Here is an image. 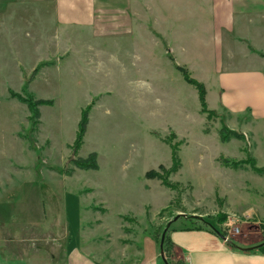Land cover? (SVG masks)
Wrapping results in <instances>:
<instances>
[{
    "label": "rangeland",
    "instance_id": "rangeland-1",
    "mask_svg": "<svg viewBox=\"0 0 264 264\" xmlns=\"http://www.w3.org/2000/svg\"><path fill=\"white\" fill-rule=\"evenodd\" d=\"M37 1L31 8L41 5ZM96 1L102 31L58 30L51 4L47 13L42 9L37 15L31 8L20 15L0 14V208L6 220L17 222V226L5 224L4 248L15 255L38 250L61 260L67 244H77L84 222L87 232L82 234L108 256L133 235L149 232L159 244L167 222L176 215L167 236L175 227L213 225L228 242L242 248L264 242V217L253 215L247 222H237L239 232L233 234L224 225L232 218L219 220L210 214L212 185L221 180L219 169H214V154L251 163L253 143L250 136L220 141L226 115L200 111L197 90L169 58L168 53L176 64L187 62L185 67L193 69L194 74L188 69L191 77L200 76L199 63H189L194 60L192 47L184 45V36L188 34V39L191 31L171 29L164 36L158 28L157 0L149 3L147 19L142 0ZM128 5L134 7L129 16L134 27L123 31L121 23L128 20L123 10ZM23 6H29V0H23ZM9 90L34 101H51L38 104L33 130L27 104L10 96ZM90 103L83 143L74 153L80 112ZM172 144L178 148L181 164L166 173L159 165L167 169L172 164ZM91 152L97 154V169H81L73 163ZM255 152L263 162L264 138ZM221 158L217 160L223 164ZM151 169L165 175L172 186L143 176ZM232 174L228 178L239 188L241 183ZM250 184L252 193L246 198L252 208H258L261 197L254 187L260 192L263 186ZM198 211L207 213L204 221L196 217ZM258 211L262 213V208ZM98 215L103 216L99 217L103 225ZM168 246L170 261L181 259L186 264L180 249L172 243ZM89 251L88 256L96 259V250ZM159 264H164L160 255Z\"/></svg>",
    "mask_w": 264,
    "mask_h": 264
},
{
    "label": "crops",
    "instance_id": "crops-1",
    "mask_svg": "<svg viewBox=\"0 0 264 264\" xmlns=\"http://www.w3.org/2000/svg\"><path fill=\"white\" fill-rule=\"evenodd\" d=\"M35 1L29 0V6H23V0L18 5L12 0H0V14L20 15L28 11ZM126 1L131 3L130 1L135 0ZM157 1L160 14L158 28L163 31L164 36L167 37V32L171 29L191 31V40L189 37L187 39L186 34L184 45L191 46L193 50L194 60L189 63L192 66L195 62L200 65V76L194 77L205 86L208 107L226 115L225 120L230 129L242 132L246 138L250 136L253 143L250 152L252 158L255 159L257 167L264 168V152L261 163L255 152L258 142H263L264 138V0ZM2 3L5 4L2 6ZM36 3L41 5L30 9L36 15L39 14L38 11L42 12V9L47 13L46 9L52 5V13L55 16L53 22L58 30H103L104 26L100 20L102 17L96 12V0H40ZM142 3L143 18L147 19L146 15L151 14V0H142ZM131 6L128 5L123 10L128 17L126 23H121L124 24L123 31H132L134 27V23L129 20V16L134 13V7ZM0 25L1 28L2 23ZM3 25L5 26V23ZM110 28L114 29L116 26ZM184 65L187 66V62ZM189 68L190 66L187 69ZM192 70L190 72L194 74ZM208 93L212 94V99ZM219 156L231 158L221 153L213 156L214 169H219L217 173L221 175V180L212 185L215 194L214 208L210 214H215V217L224 214L241 222H247L253 215L264 217V175L252 171L247 165L242 168L226 166L218 162ZM231 174L240 181L239 188H236L237 185L230 179ZM252 181L258 186H263L260 192L254 187L257 195L261 197L258 208H252L250 199L246 198L252 193ZM2 200L0 197V207L3 205ZM104 208L106 214L107 208ZM261 208L262 213H259L258 209ZM3 211L0 208V264H159V244L149 232L146 235L142 233L140 236H131V240L116 246V253L110 252L105 256L98 244L93 248L89 242L91 238H86L85 233L82 234L85 231L84 222L78 233L77 244L69 242L65 257L61 260H56L50 254L41 255L38 250H23L15 255L12 250L4 248L7 239L2 233L3 228L7 227L6 223L16 225L17 222L13 218L6 220V212ZM206 214L198 211L196 217L204 221ZM99 215L97 220L103 217ZM99 224L103 225L102 218L99 219ZM121 226L125 225L121 223ZM66 236L68 238L67 232ZM168 239L176 249H180L186 264H264V253L239 249V244L234 245L231 240L228 242L212 226L175 227L168 232ZM88 249L96 250V259L90 257Z\"/></svg>",
    "mask_w": 264,
    "mask_h": 264
},
{
    "label": "trees",
    "instance_id": "trees-1",
    "mask_svg": "<svg viewBox=\"0 0 264 264\" xmlns=\"http://www.w3.org/2000/svg\"><path fill=\"white\" fill-rule=\"evenodd\" d=\"M169 58L172 60V63L174 64V67L176 68V70H178L182 77L184 78L185 82L189 83L190 85H192L198 93V99L200 101V111L207 113V115L211 116V115H216L217 112L213 109H211L210 107H208L207 105V101H206V89L204 84L195 79L194 77H191V74L189 72L188 69H186L187 67L183 66V65H179L175 63V60L173 59L172 56H170V54L168 53ZM10 96L13 97H17L19 100H21V102H25L28 106V110H29V120H30V130H33V128L36 125V119L39 116V111H38V104H51L50 100H35L30 97V96H21L20 94L14 92L13 90H9ZM91 108V103L88 104L84 109H82L81 113V117L80 120L78 122L77 126V131H76V137L72 143V149L73 152L75 153L76 151H78L83 143V136L86 130V125L88 122V114H89V110ZM219 138L220 141H229L231 138H235V139H243L244 138V134H242L241 132H237L235 130L230 129L225 123L222 124L221 129L219 130ZM171 148V165L169 168H165L163 165H159L160 170H162L163 172H175L177 169L180 168V159L177 155V151L178 148L177 146L175 147L173 144L170 145ZM96 152H91L86 158L82 159V158H74L72 161L74 164H76L79 168L81 169H97L98 168V164L96 162ZM251 158V163L247 161V159H242V160H235V161H231L230 159L224 157L221 158L222 162L224 165L232 167V168H239V167H245L246 165H249L248 167H250V169L260 175H264V168L262 167H257L256 163H255V159L252 158L251 156L249 157ZM59 172L64 173L63 169H59ZM146 178L148 179H153V178H158L162 180V184H164L165 186H168L170 188V186H172L171 184H168V182L165 179V175H162L161 173H159L156 170H148L144 173V175ZM219 216V217H218ZM217 218L219 220H224L225 215L224 214H218ZM217 219V221H218ZM223 222V221H222ZM208 224L211 225V223L207 222ZM212 227H214L216 229L215 226L211 225ZM217 230V229H216ZM163 250H164V254L166 259L168 260L169 264H182L183 260H176L174 261H170V256H171V249L169 248V239L167 234L165 235V238L163 240ZM174 247V246H173ZM250 251H259L264 253V244L258 246L255 249H252Z\"/></svg>",
    "mask_w": 264,
    "mask_h": 264
},
{
    "label": "water",
    "instance_id": "water-1",
    "mask_svg": "<svg viewBox=\"0 0 264 264\" xmlns=\"http://www.w3.org/2000/svg\"><path fill=\"white\" fill-rule=\"evenodd\" d=\"M177 217H178V216L176 215V216H174V218H173L172 220H169V221L167 222L166 227L163 229V231H162V233H161V238H160V240H159V241H160V242H159V254H160L161 259H162V261H163L164 264H168V262H167V260H166V258H165V255L163 254V253H164V251H163V242H164V241H163V240H164V238H165L166 231H167L168 227L170 226L171 222L174 221V220H176ZM262 244H264V242H262V243H260V244H258V245L252 246V247H248V248H242V247H239V249H242V250H252V249L257 248L258 246H260V245H262Z\"/></svg>",
    "mask_w": 264,
    "mask_h": 264
},
{
    "label": "built area",
    "instance_id": "built-area-1",
    "mask_svg": "<svg viewBox=\"0 0 264 264\" xmlns=\"http://www.w3.org/2000/svg\"><path fill=\"white\" fill-rule=\"evenodd\" d=\"M230 218H232V217H230ZM237 222H239L238 219H235V218L229 219L228 218V221L225 222L226 224H224V225H226V227H228V228L230 227L229 230H230V232H233V234H235V233L238 234V232H239L238 228L239 227H238ZM224 239L228 240L227 238H224Z\"/></svg>",
    "mask_w": 264,
    "mask_h": 264
}]
</instances>
